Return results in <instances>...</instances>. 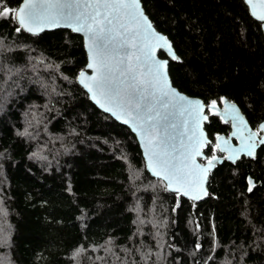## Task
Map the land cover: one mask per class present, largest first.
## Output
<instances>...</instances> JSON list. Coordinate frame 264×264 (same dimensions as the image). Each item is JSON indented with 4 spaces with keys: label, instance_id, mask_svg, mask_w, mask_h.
<instances>
[{
    "label": "trees",
    "instance_id": "16d2710c",
    "mask_svg": "<svg viewBox=\"0 0 264 264\" xmlns=\"http://www.w3.org/2000/svg\"><path fill=\"white\" fill-rule=\"evenodd\" d=\"M141 2L180 57L169 62L176 88L206 104L225 97L253 129L264 121V33L243 0ZM17 26L0 17V199L10 225L3 264H145L146 252L147 264H264V146L255 158L218 165L209 197H179L177 207L178 195L147 171L132 131L78 84L88 63L83 38ZM205 129L211 140L230 132L212 115Z\"/></svg>",
    "mask_w": 264,
    "mask_h": 264
},
{
    "label": "snow or ice",
    "instance_id": "6c2138e0",
    "mask_svg": "<svg viewBox=\"0 0 264 264\" xmlns=\"http://www.w3.org/2000/svg\"><path fill=\"white\" fill-rule=\"evenodd\" d=\"M245 2L251 15L264 25V0ZM0 17L14 19L18 25L16 32L36 35L45 27L59 26L63 21L73 31L84 33L89 55L86 68L93 74L81 70L79 83L104 111L117 119L124 117L125 124L131 123L144 144L148 170L165 191L177 193V207L181 196L195 201L208 195L203 183L221 159L215 154L217 151L226 154L223 159L235 163L241 155L255 158L257 147L264 146V122L253 130L236 105L225 97L205 104L190 100L171 86L168 61L158 60L156 51L165 49L172 60L178 61L180 57L168 37L153 28L140 7V0H22L16 8L0 6ZM176 115H187L193 125L189 130L188 120L183 122L188 142L181 139L179 147L172 142L175 137L168 131L175 128L171 118ZM210 115L220 116L225 123L232 124L236 129L232 136L240 140L238 148L230 143L231 137L217 136V142L213 143L202 139V132L197 135L201 122L207 121ZM207 146L211 147V156L203 153ZM196 157H203L207 164H198ZM248 185L247 190L251 192L255 187L251 178ZM7 216L8 209L0 199V246L10 239L6 231L10 228ZM200 247L195 245L197 251ZM85 251L83 246L77 248L72 259L76 260ZM151 256V252H146L141 258L147 264Z\"/></svg>",
    "mask_w": 264,
    "mask_h": 264
},
{
    "label": "water",
    "instance_id": "95a60500",
    "mask_svg": "<svg viewBox=\"0 0 264 264\" xmlns=\"http://www.w3.org/2000/svg\"><path fill=\"white\" fill-rule=\"evenodd\" d=\"M243 1L245 2V0H243ZM245 4H246V6H247L248 9H249V5H248L246 2H245ZM140 7H141V9H142L144 15L148 17V20L151 22L153 28H154L157 32H159V31L156 29V27L154 26L152 20H151L150 17L148 16V14L146 13V10L144 9L141 0H140ZM249 12H250V10H249ZM250 14H251V13H250ZM251 16H252V15H251ZM252 17H253V16H252ZM253 18H254V17H253ZM254 19H255V18H254ZM255 20H256V19H255ZM256 21H258V20H256ZM258 22L261 23L260 21H258ZM261 25H262V24H261ZM59 30H68V31L72 32L73 34L79 35V36H81V37L83 38L84 48H85V51H86V54H87V61L89 62L88 49H87V47H86V38H85L84 33H83V32H76V31H73V28L70 27V26H68L65 22L61 21V23H60L59 26H49V27H45L43 31H39V33L36 34V35H39V34H42V33H45V32H55V31H59ZM262 30H263V33H264V25H262ZM25 32H26V31H25ZM26 33H28V34H30V35H33L32 33H29V32H26ZM159 33L162 34V35H164V34L161 33V32H159ZM36 35H33V36H36ZM164 36H166V35H164ZM166 37H167V36H166ZM168 39H169V38H168ZM171 43H172V42H171ZM172 46H173V44H172ZM173 49H174V47H173ZM174 51H175V49H174ZM161 52H162L163 54H165V57H161V56H160V53H161ZM175 52H176V51H175ZM156 58H157L158 60H167V61H168V64H167V76H168V80H169V82L171 83V86H172L173 88H175L176 91H177L179 94L188 97L190 100H199V101L205 103V102H204L202 99H200V98H195V97H191V96H188V95L184 94L183 92H181L178 88H176V87L174 86V84L172 83V80H171L170 74H169V62H170V61H176V60H172V59L170 58V56L168 55V53H167V51H166L165 49H157V51H156ZM87 64H88V63H87ZM86 66H87V65H86ZM84 70L87 72L88 75H92V74H93L91 69H87V68L85 67ZM79 79H80V76L78 75V77H77V82H78V84H79V85L85 90V92L89 95V98H90L91 102H92V103H93V104H94L99 110H101V111L104 112L105 114L111 116V117H112L114 120H116L119 124L128 127V128L132 131V133L136 136V138H137V140H138V143H139V146H140V149H141V152H142V155H143V158H144V161H145V165H147V158H146V156H145V147H144V144H143V142H142V140H141V137H140V135L138 134V132H137V131H133V128H132V126H131V123H129V124H125V123L123 122L124 117H122L121 119H117V118H116L115 116H113L110 112H106V111H104L103 108H101V107H100V106H99V105H98L93 99H91V94L88 92L87 89H85V88L83 87V85H81V84L79 83ZM228 101H229V100H228ZM230 102H231V101H230ZM231 103H234V102H231ZM205 104H206V103H205ZM234 104H235L236 107L239 109L240 114L244 117V119H245L246 121H248V119L246 118V115L242 112L241 108H240L236 103H234ZM223 107H224V106L222 105L221 110L223 109ZM205 113L207 114V111H206V110H205ZM221 114L223 115V111L221 112ZM185 120H188V129L190 130V129L193 127V125H192V122H191V120L189 119V117H188L187 115H185V116L176 115V116H174V117L171 118V123L175 124V128H169L168 131H169V133H170L173 137H175L174 141H172V142L175 143V144L177 145V147H179V144H180L181 139H183L185 143L188 142V140H187V134H184V133H185V128H184V123H183V122H184ZM208 120H209V119H208ZM208 120H207V121H202V122H201V124H200V128L197 130V135H199V134L202 132V133H203V137H202V139H207V140L212 141V140L209 138V136H208V134H207V132H206V129H205V124L208 123ZM223 121H224V120H223ZM263 122H264V121H263ZM229 124H230V127H231V133L229 134V136H226V135H218V136H220V137H224L225 139H228L229 137H231L230 143L232 144V146H233L234 148H238V147L240 146V140L238 139V137H234V136H232V133H233L236 129L233 128V126H232L231 123H229ZM248 125H249V127L252 128V126L250 125L249 121H248ZM253 130H254V129H253ZM182 134H183V135H182ZM216 137H217V136H216ZM216 137H215V139H214V143L217 142V141H216ZM234 140H236L237 143H235ZM261 147H263V146H259V147H257V149H256V155H257V153H258V151H259V149H260ZM207 148H208V146L203 148V153H204L205 156H206L205 151L207 150ZM218 152H219V151H218ZM219 153H220V152H219ZM220 154H221L223 157L226 155L225 153H220ZM256 155H255V157H256ZM223 157L220 159L219 162H217V163L215 164V167H213V168L210 169V171L207 173L206 180H205V182L203 183V188L207 191L208 195L204 196L202 199H198V200H195V201L189 199V198L186 197V196H181V197H183V198H185V199H188V200H190V201H193V202H195V203H198V202H202V201H204L205 199H207V198L209 197V194H210V191H209V188H208V184H209L210 176H211V174L215 171V169H216V167H217L218 165H222L223 162H225V161L228 162V163H231V164H235V163H237L238 161H240L242 158H250V157H247V156L241 155V158H240L239 160H237L235 163H233V162L230 161V160H225V159H223ZM196 162H197L198 164H201V165H206V164H207V160L204 159L203 157H196ZM146 168H147V166H146ZM147 171L149 172V174H150L152 177H154V176L152 175V173L148 170V168H147ZM154 178H156V177H154ZM156 179H157V178H156ZM171 193H174V192H171ZM174 194H177V193H174Z\"/></svg>",
    "mask_w": 264,
    "mask_h": 264
},
{
    "label": "flooded vegetation",
    "instance_id": "af4514ba",
    "mask_svg": "<svg viewBox=\"0 0 264 264\" xmlns=\"http://www.w3.org/2000/svg\"><path fill=\"white\" fill-rule=\"evenodd\" d=\"M229 124V123H228ZM229 126H230V124H229ZM231 133V127H230V132H229V134ZM229 134L227 135V136H229ZM212 142L214 143V137H213V139H212ZM234 142L235 143H237V141L236 140H234Z\"/></svg>",
    "mask_w": 264,
    "mask_h": 264
},
{
    "label": "rangeland",
    "instance_id": "374dc122",
    "mask_svg": "<svg viewBox=\"0 0 264 264\" xmlns=\"http://www.w3.org/2000/svg\"><path fill=\"white\" fill-rule=\"evenodd\" d=\"M220 107H222V105Z\"/></svg>",
    "mask_w": 264,
    "mask_h": 264
}]
</instances>
